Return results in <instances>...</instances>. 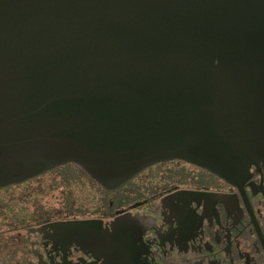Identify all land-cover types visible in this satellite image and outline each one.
<instances>
[{
	"label": "water",
	"instance_id": "95a60500",
	"mask_svg": "<svg viewBox=\"0 0 264 264\" xmlns=\"http://www.w3.org/2000/svg\"><path fill=\"white\" fill-rule=\"evenodd\" d=\"M264 167V0H0V188Z\"/></svg>",
	"mask_w": 264,
	"mask_h": 264
},
{
	"label": "flooded vegetation",
	"instance_id": "af4514ba",
	"mask_svg": "<svg viewBox=\"0 0 264 264\" xmlns=\"http://www.w3.org/2000/svg\"><path fill=\"white\" fill-rule=\"evenodd\" d=\"M67 165L38 208L0 209V264H264V167L230 183L168 160L107 187L66 164L0 190Z\"/></svg>",
	"mask_w": 264,
	"mask_h": 264
},
{
	"label": "rangeland",
	"instance_id": "374dc122",
	"mask_svg": "<svg viewBox=\"0 0 264 264\" xmlns=\"http://www.w3.org/2000/svg\"><path fill=\"white\" fill-rule=\"evenodd\" d=\"M76 169L72 165H67L65 168H60L56 172H51L42 176H38L27 181L20 186L7 188L0 190V209L13 208L16 210L38 208L40 199L44 194V197L49 199L50 195L56 194L58 191L54 188L60 186L64 176L76 177ZM64 173L61 178H58L59 174ZM79 174L77 177H81ZM73 179V178H72ZM64 187V186H62ZM49 189V190H47Z\"/></svg>",
	"mask_w": 264,
	"mask_h": 264
}]
</instances>
